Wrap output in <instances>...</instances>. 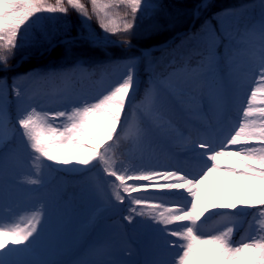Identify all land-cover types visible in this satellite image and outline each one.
<instances>
[{
  "label": "snow or ice",
  "instance_id": "snow-or-ice-1",
  "mask_svg": "<svg viewBox=\"0 0 264 264\" xmlns=\"http://www.w3.org/2000/svg\"><path fill=\"white\" fill-rule=\"evenodd\" d=\"M89 3L91 11L83 0H0V71L7 72L23 48L43 56L57 46L71 55L78 43L131 45L137 14L160 7L151 0ZM121 6L127 10L122 17L116 11ZM211 7V0H199L193 14L199 17ZM70 9L83 21L78 35L61 38L45 28V20L56 19L57 13L66 17ZM93 16L103 35L90 28ZM244 17L243 9H226L205 19L199 29L183 35L162 68L148 62L146 81L138 70L139 57L114 62L122 71L94 90L83 83L73 86L77 74L92 75L83 58L68 69L37 70L14 76L11 83L0 79V145L19 138L18 147L0 155V175L12 173L5 183L18 192L38 193L46 188L48 174L58 170L54 165L71 172L99 167L114 178L106 182L109 206L125 205L123 219L145 232L142 264H264V10L258 18L225 26L229 18L239 22ZM117 34L118 41L111 39ZM241 55L255 58L243 76L236 71ZM57 82L63 87H51ZM233 108L237 118L230 120ZM193 119L199 124L191 125ZM125 141L128 152L118 154ZM160 143L174 144L199 160V170L144 162V154ZM217 171L231 185L230 201H211L201 187ZM8 199L6 189H0V264H55L31 258L44 240L51 200L41 196L17 214ZM213 218L217 227L205 232ZM241 229L244 234L235 240L234 231ZM89 254L94 258L76 264H141L105 259L108 245L103 241Z\"/></svg>",
  "mask_w": 264,
  "mask_h": 264
},
{
  "label": "rangeland",
  "instance_id": "rangeland-1",
  "mask_svg": "<svg viewBox=\"0 0 264 264\" xmlns=\"http://www.w3.org/2000/svg\"><path fill=\"white\" fill-rule=\"evenodd\" d=\"M262 10L264 9L261 8V0L253 1L244 8L247 15L257 18ZM94 29L97 33L99 32L97 27ZM179 38L180 36L174 35L164 40V44L171 41H179ZM179 44L180 43L177 45ZM123 46L125 47L124 44ZM126 47L127 48L124 49L130 48V45H126ZM158 47L159 45L157 46L155 44L141 47L137 49V52L118 57L116 62L125 61L130 57L141 58L138 70L141 72V79L143 80V68L148 64L153 50L156 48L158 49ZM146 52L150 53V55L146 56ZM254 59L255 58L250 55L238 56L236 60L237 73L243 76L247 72L249 65L254 62ZM166 60L167 56L162 60L163 66ZM85 67L93 74L91 68L87 65H85ZM36 70L37 68L28 69L14 76H21ZM108 71L102 69L99 75L95 76L90 81H85L86 78L77 74L73 77V86L79 88L83 83L84 87L94 90L99 88L103 82L114 79L115 74L122 71V68H117L114 64ZM6 73L7 72H4V74L0 76V79L6 78ZM51 87H63V85L58 82ZM14 100V96L11 97V103L9 104V114L11 117H14L16 112ZM46 103H49V106L53 108L56 107V104L52 101H46ZM228 117L230 120L237 118L234 108L229 110ZM190 124L196 126L199 124V121L193 119L190 121ZM18 146L19 138H13L8 141L7 146L0 145V155ZM143 161L159 165L180 163L190 171H197L200 168L199 160L185 153L183 149L178 148L174 144L160 143L154 145L151 151L144 154ZM139 162V159L132 160V163ZM54 167L58 170L48 174L46 188L41 192L34 193L33 199H31V193L15 191L12 184L5 183L6 180L11 178V172L0 175V189H6L9 195L8 200L18 202L21 211L29 208L34 203L35 199L41 196L51 200L50 221L53 223L52 227L63 236V240L68 245L69 252L71 250L78 251V254L73 256L68 264H76L78 261L93 259L94 257L89 254V250L100 241L108 245V254L105 255V259L131 260L141 262L142 264V261L145 259L144 249L147 241L144 230L141 228L133 230L132 226L123 219V216L127 215V212H121V208H119L120 205L117 208H113L108 204L110 190L107 189L106 182L114 178L107 177L99 167L91 171L82 172L65 171L64 166L61 165H54ZM201 187L207 194V197L216 203L222 200L230 201L234 195L229 181L220 171L212 173L208 180L202 183ZM149 192H153V190L149 189ZM53 194L55 195L54 199ZM250 218L251 217H248V219ZM93 219L94 223L89 225L88 222ZM86 225L88 226L86 227ZM216 227L215 218H213L205 225V232L214 231ZM235 233L236 231H234L233 238L239 240L241 236L236 238ZM124 249H128L129 251H124ZM61 258L64 259V256ZM58 260L62 261L60 259Z\"/></svg>",
  "mask_w": 264,
  "mask_h": 264
},
{
  "label": "trees",
  "instance_id": "trees-1",
  "mask_svg": "<svg viewBox=\"0 0 264 264\" xmlns=\"http://www.w3.org/2000/svg\"><path fill=\"white\" fill-rule=\"evenodd\" d=\"M253 1L256 0H211L212 7L208 9L207 12L201 13V15L196 18L190 31L199 29L204 20L210 18L215 13L223 12L226 9L244 10V8ZM83 2L86 3L89 11H91L89 0H83ZM151 2L160 7L146 15L138 13L136 28L129 36L130 41L138 47H147L149 45L159 43L171 37L176 32L188 27L190 21L192 20L193 5L197 4L199 0H151ZM116 11L118 15L122 17L127 10L121 6ZM55 16L56 19L45 20L43 23L45 28L49 31H54L58 37L62 38L65 34L77 35L83 29L82 18L74 10L70 9L66 17L59 13L55 14ZM248 18H250V15L245 13V17L239 22L233 21L229 18L224 23L225 26L235 25L236 23L245 22ZM88 24L92 30L97 27L99 33L103 35L102 30L100 29L94 16L90 21H88ZM212 24L217 29L221 26L216 20H213ZM113 37L119 38V34ZM175 45L153 51L149 61L151 60L157 62L158 67L162 68V60L167 56L168 52L172 51ZM218 50L222 53L223 47L219 46ZM134 52H137V48L130 47L128 49H124L116 45H109L106 48L92 47L91 45L78 43L73 46L71 55L66 54L65 46H57L51 51L45 52L43 56H40L36 54L35 50L23 48L18 50L16 55L10 61V65L13 67L9 68L5 77L8 79L9 83H11L15 74L24 72L28 69H68L73 66L74 61L78 58L87 59L89 61L86 65L94 70V73L92 74L93 76L97 74L101 68H104L107 65H113L118 57ZM23 54H26V56L20 60L18 65H15L17 59ZM107 69H109V67ZM3 74L4 71H0V76ZM110 74L112 73L110 72ZM143 80H147L146 73H144ZM142 93L143 86L141 87V94ZM129 147L130 145L126 141L122 142L120 148L117 150V153H126L125 150ZM120 159H126V156L121 155ZM139 219L140 218L137 217V220ZM244 227L247 228L246 225H244ZM240 232L243 233V229H241Z\"/></svg>",
  "mask_w": 264,
  "mask_h": 264
},
{
  "label": "bare ground",
  "instance_id": "bare-ground-1",
  "mask_svg": "<svg viewBox=\"0 0 264 264\" xmlns=\"http://www.w3.org/2000/svg\"><path fill=\"white\" fill-rule=\"evenodd\" d=\"M33 199L34 193H31ZM20 201V200H18ZM8 207L12 208L17 214H22L23 211L20 210V204L18 202H15L13 200H8ZM122 205H120L119 208H121ZM4 213V208L0 206V214ZM53 223L49 221L47 227V230L45 232L44 240L42 241L41 245L39 246V253L33 257L32 259H42V260H50L54 261L55 264H68L70 261V258H72L74 255L77 254V250H71L69 252L67 243L63 240V236L56 232V229L52 227ZM55 232V233H54ZM47 254V255H46ZM64 256L66 261H59L64 260L61 257Z\"/></svg>",
  "mask_w": 264,
  "mask_h": 264
}]
</instances>
